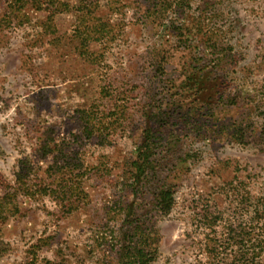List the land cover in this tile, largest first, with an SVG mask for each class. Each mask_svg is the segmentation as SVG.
Here are the masks:
<instances>
[{
  "label": "rangeland",
  "instance_id": "1",
  "mask_svg": "<svg viewBox=\"0 0 264 264\" xmlns=\"http://www.w3.org/2000/svg\"><path fill=\"white\" fill-rule=\"evenodd\" d=\"M64 1L12 15L0 0V198L11 186L17 208L0 264H113L131 205L153 216L152 264L263 254L264 0ZM88 109L104 119L90 134ZM146 131L157 173L128 187ZM162 185L167 216L153 209Z\"/></svg>",
  "mask_w": 264,
  "mask_h": 264
},
{
  "label": "trees",
  "instance_id": "2",
  "mask_svg": "<svg viewBox=\"0 0 264 264\" xmlns=\"http://www.w3.org/2000/svg\"><path fill=\"white\" fill-rule=\"evenodd\" d=\"M7 3L8 12L12 15L16 11H21L26 6L25 9H34L36 11H43L48 14H52L55 11L59 12L58 7L64 6V0H4ZM63 1V2H62ZM68 2V0H66ZM160 3V2H159ZM102 29H105V25H102ZM202 72V70H199ZM205 74V73H204ZM204 74L201 76L205 77ZM203 81L199 83V86H203ZM110 109H115L112 107ZM114 111V110H113ZM116 113H109L110 116H123L122 111H116ZM81 121L83 122V130L87 133H91L98 129V127L104 126V119L92 120V113L88 110L81 111ZM149 133L146 131L144 133L142 142L137 147L136 155L133 160L125 164V170H128L131 174V183L128 187L135 185L136 188L143 189L144 184L147 179L156 175L157 171L154 168V151L157 147V142L150 140ZM38 147L35 150L39 157L46 158L53 154L56 145H54V139L50 133H42L36 142ZM27 166L23 171H27ZM22 170V169H21ZM24 172H18L17 184L24 181ZM7 191L4 197L0 198V226L7 220L10 211L17 209L16 203L14 202V195L10 191L11 186H6ZM18 187V186H17ZM16 190V189H15ZM136 195V194H135ZM154 205L153 209L155 212L162 216H167L173 206H174V196L173 190L170 187H164V185L158 187V190L154 193ZM12 209V210H11ZM135 210V211H134ZM3 211L5 215L2 216ZM126 215L129 216V222L127 226L129 228L127 236L123 239V244L115 251L114 263L113 264H152L157 255L156 244L158 242L157 229L155 227V222L153 216L139 215L136 208L132 205L127 208ZM126 216V217H128ZM243 239H240L242 243ZM264 243V238L262 240ZM261 242V241H260ZM262 254L261 251L252 252H241L231 255L230 264H263L261 261ZM36 257H33L27 264H37ZM44 264H51L50 261H44Z\"/></svg>",
  "mask_w": 264,
  "mask_h": 264
}]
</instances>
